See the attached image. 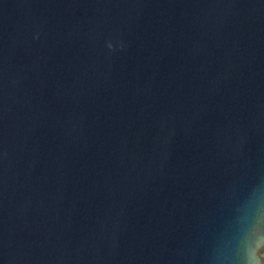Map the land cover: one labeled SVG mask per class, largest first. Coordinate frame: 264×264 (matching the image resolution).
I'll use <instances>...</instances> for the list:
<instances>
[{
  "label": "water",
  "instance_id": "obj_1",
  "mask_svg": "<svg viewBox=\"0 0 264 264\" xmlns=\"http://www.w3.org/2000/svg\"><path fill=\"white\" fill-rule=\"evenodd\" d=\"M256 181L264 0H0V264H211Z\"/></svg>",
  "mask_w": 264,
  "mask_h": 264
},
{
  "label": "clouds",
  "instance_id": "obj_2",
  "mask_svg": "<svg viewBox=\"0 0 264 264\" xmlns=\"http://www.w3.org/2000/svg\"><path fill=\"white\" fill-rule=\"evenodd\" d=\"M211 264H264V182L250 184L236 202Z\"/></svg>",
  "mask_w": 264,
  "mask_h": 264
}]
</instances>
